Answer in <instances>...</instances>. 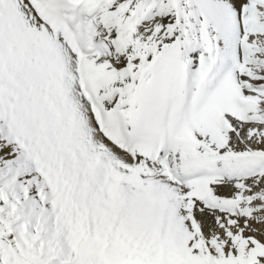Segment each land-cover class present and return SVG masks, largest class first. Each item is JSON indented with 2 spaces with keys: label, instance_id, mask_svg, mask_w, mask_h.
Masks as SVG:
<instances>
[{
  "label": "snow or ice",
  "instance_id": "obj_1",
  "mask_svg": "<svg viewBox=\"0 0 264 264\" xmlns=\"http://www.w3.org/2000/svg\"><path fill=\"white\" fill-rule=\"evenodd\" d=\"M0 264H264V0H0Z\"/></svg>",
  "mask_w": 264,
  "mask_h": 264
}]
</instances>
